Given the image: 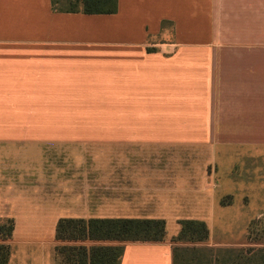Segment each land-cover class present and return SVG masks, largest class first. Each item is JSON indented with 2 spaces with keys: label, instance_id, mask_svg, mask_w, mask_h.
Listing matches in <instances>:
<instances>
[{
  "label": "crops",
  "instance_id": "obj_1",
  "mask_svg": "<svg viewBox=\"0 0 264 264\" xmlns=\"http://www.w3.org/2000/svg\"><path fill=\"white\" fill-rule=\"evenodd\" d=\"M62 2L0 0V218L15 221L11 249L26 246L9 264H56L58 219L110 216L90 207L107 189L196 201L219 155L256 159L264 189V0ZM86 145L113 146V160ZM46 224L45 240L15 239ZM179 229L126 242L121 264H176Z\"/></svg>",
  "mask_w": 264,
  "mask_h": 264
},
{
  "label": "rangeland",
  "instance_id": "obj_2",
  "mask_svg": "<svg viewBox=\"0 0 264 264\" xmlns=\"http://www.w3.org/2000/svg\"><path fill=\"white\" fill-rule=\"evenodd\" d=\"M61 1H64L62 4H65V8H84L82 2L73 6L67 0ZM103 148L105 150L104 161L109 162L113 160V146L108 145L100 149H95L88 145H86V148L83 147V149L88 150L87 152L93 153L94 156L97 150H99V153H102L103 151L101 150ZM234 154L225 163H222L219 155L217 169L216 167L213 169L212 164L211 166L206 164L211 155L206 153L201 155L200 162H205L207 166L206 169L200 171L202 174H211L214 171V177L210 187H203L201 191H198L199 194H196V201L185 200V198L192 195H175V197H182V199L173 202L157 200L118 202L115 198L137 197L141 199L144 196L125 193L118 195L113 188H110L105 190L102 196L99 195V200L101 199V201L96 199L90 202L91 210L95 214L101 215L161 217L166 219V222L167 220H172L174 223L178 222L179 226H181L179 223L181 219H202L208 223L210 228L209 240L224 242L223 246H242L247 248L246 255L242 257L244 258L243 264H264V189L258 184V165L256 159L253 157L244 158L239 154L237 155V153L236 155ZM197 171V169L193 170L196 173ZM153 197L157 199L158 195H154ZM103 198L105 201L102 202ZM168 216L171 218L168 219ZM44 228L43 232L41 231V233L36 235L16 233L15 239L20 240L25 238L24 236H28L27 238L35 239L36 241L41 238L45 240L51 236V233L49 224H46ZM171 228L172 226H170V230ZM9 240H4V242L8 243ZM243 241L245 244H225ZM10 247L12 246L10 245ZM24 247L26 246L13 247L11 249L12 258L13 253L17 254L15 257H22L21 255L26 251ZM39 247L37 246L36 248L38 252H44V254L49 252L47 250L48 246ZM19 250L23 252L20 253ZM55 261L56 264H60L56 256Z\"/></svg>",
  "mask_w": 264,
  "mask_h": 264
},
{
  "label": "trees",
  "instance_id": "obj_3",
  "mask_svg": "<svg viewBox=\"0 0 264 264\" xmlns=\"http://www.w3.org/2000/svg\"><path fill=\"white\" fill-rule=\"evenodd\" d=\"M57 1L53 0L55 8ZM67 1L73 6L82 2L87 12L116 10V0ZM179 223V231L171 237L172 242L181 244V260L176 264H243L245 247L198 245L210 237L205 220L186 218ZM14 228L13 218H0V264L10 263L11 247L4 240L13 237ZM167 237V222L161 217H61L56 224L54 249L60 264H121L126 242H159Z\"/></svg>",
  "mask_w": 264,
  "mask_h": 264
}]
</instances>
